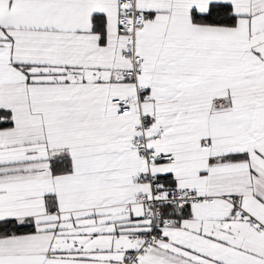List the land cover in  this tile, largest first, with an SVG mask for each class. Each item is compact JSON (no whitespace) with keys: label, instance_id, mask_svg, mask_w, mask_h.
Returning a JSON list of instances; mask_svg holds the SVG:
<instances>
[{"label":"snow or ice","instance_id":"1","mask_svg":"<svg viewBox=\"0 0 264 264\" xmlns=\"http://www.w3.org/2000/svg\"><path fill=\"white\" fill-rule=\"evenodd\" d=\"M0 264H264V0H0Z\"/></svg>","mask_w":264,"mask_h":264}]
</instances>
